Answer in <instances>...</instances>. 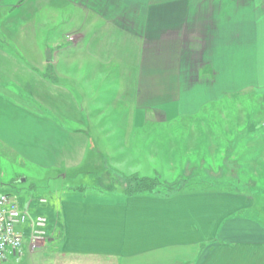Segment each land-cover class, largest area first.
<instances>
[{
    "label": "crops",
    "instance_id": "obj_1",
    "mask_svg": "<svg viewBox=\"0 0 264 264\" xmlns=\"http://www.w3.org/2000/svg\"><path fill=\"white\" fill-rule=\"evenodd\" d=\"M85 61L114 62L103 73L123 78L136 126L164 121L161 104L193 113L228 94L264 96V0H0V145L71 174L101 171L92 157L110 155L90 149L85 98L58 81ZM149 108L157 116L144 118ZM105 181L47 201L44 242L31 250L28 237L0 264H264V224L246 213L255 197L205 182L129 196Z\"/></svg>",
    "mask_w": 264,
    "mask_h": 264
},
{
    "label": "rangeland",
    "instance_id": "obj_2",
    "mask_svg": "<svg viewBox=\"0 0 264 264\" xmlns=\"http://www.w3.org/2000/svg\"><path fill=\"white\" fill-rule=\"evenodd\" d=\"M62 30L69 31L65 23ZM81 47L80 44L73 52ZM66 56L69 55H61L60 59L63 61ZM113 63L103 68L94 61L79 62L78 66L68 63L67 70L73 73L64 79L58 77L59 86L70 89L75 99L85 98L79 105L86 106L88 127L93 131L90 149L110 155L105 159L101 156L104 161L92 157L96 166L103 169L89 172L87 166H82L79 172L71 174L64 166L37 165L0 145V195H8L30 217L43 216L47 220L48 215L42 209L51 198L65 193L91 194L92 189H99L103 180H108L105 185L118 190L124 178L129 177L127 173L138 171L144 175L142 177H155L167 186L173 185L178 190L175 193L198 191L202 182L217 190L246 193L255 197L256 203L254 209L246 213L255 215L264 224L263 94L256 90L228 94L217 102L207 101L193 113H178V103H172L170 108L161 104L155 109L165 113L164 121L136 126L131 123V108L121 107L123 98L129 96V89L127 92V87L120 83L123 78L103 73L110 70V65L114 68ZM127 100L130 102L129 98ZM142 110L144 118L146 112L148 117L157 116L152 108ZM83 127L86 126H80ZM107 133L113 138L109 139ZM198 136L205 137L199 139ZM104 168L111 170V174ZM62 175H66V179ZM76 176L78 179L73 180ZM49 224L47 220L46 230ZM20 231L27 245L28 224H23ZM35 260L38 262V257Z\"/></svg>",
    "mask_w": 264,
    "mask_h": 264
},
{
    "label": "built area",
    "instance_id": "obj_3",
    "mask_svg": "<svg viewBox=\"0 0 264 264\" xmlns=\"http://www.w3.org/2000/svg\"><path fill=\"white\" fill-rule=\"evenodd\" d=\"M40 202L45 203L46 200L40 199ZM25 223L30 232V249L34 250L40 241L45 240L46 219L42 216L30 217L8 195H0V263L10 256L17 259L21 255L23 233L20 227Z\"/></svg>",
    "mask_w": 264,
    "mask_h": 264
},
{
    "label": "trees",
    "instance_id": "obj_4",
    "mask_svg": "<svg viewBox=\"0 0 264 264\" xmlns=\"http://www.w3.org/2000/svg\"><path fill=\"white\" fill-rule=\"evenodd\" d=\"M123 181L124 191L129 196L139 194H162L161 191L165 192L164 195L168 196L169 194H171L170 192H168L169 190H172V193L178 191L177 189H175V187H173V185L167 186L155 177H140L138 175H131L129 177H125Z\"/></svg>",
    "mask_w": 264,
    "mask_h": 264
}]
</instances>
